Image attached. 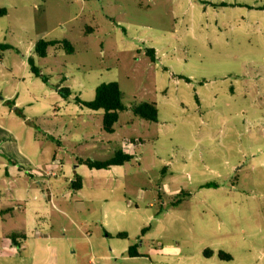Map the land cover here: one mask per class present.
<instances>
[{
    "label": "rangeland",
    "instance_id": "1",
    "mask_svg": "<svg viewBox=\"0 0 264 264\" xmlns=\"http://www.w3.org/2000/svg\"><path fill=\"white\" fill-rule=\"evenodd\" d=\"M0 8V209L16 208L11 189L24 200L31 181L56 195L44 228L55 239L40 240L58 249L56 264H137L128 248L148 255L163 229L184 253L220 245L232 257L225 264H264V0H0ZM39 40L72 50L56 45L41 58ZM111 82L125 109L109 134L103 111L76 98L91 101ZM143 102L156 104L157 121L133 114ZM118 150L131 161L101 170L81 162ZM5 165L34 174L7 176ZM48 167L56 176L42 185ZM8 220L0 247L21 227ZM8 256L0 248V264H29Z\"/></svg>",
    "mask_w": 264,
    "mask_h": 264
},
{
    "label": "crops",
    "instance_id": "2",
    "mask_svg": "<svg viewBox=\"0 0 264 264\" xmlns=\"http://www.w3.org/2000/svg\"><path fill=\"white\" fill-rule=\"evenodd\" d=\"M12 98V96L8 97ZM2 100H5V98H2ZM17 110V108H15ZM13 135V133H12ZM26 157H28L26 155ZM56 161V158L53 159V162ZM53 166H57L56 164ZM16 165H13L11 168L5 165V172L7 176H11V174L18 173L19 176L22 177H28L27 175L33 176L34 173H29L27 169L18 168L16 171ZM48 169H51L55 172L53 168L48 167ZM27 170V171H26ZM44 175L42 177V185L44 184ZM47 185L50 183V177L53 176H47ZM55 177V176H54ZM73 182V181H72ZM71 182V183H72ZM34 182L31 181L27 184L26 192L27 195L23 198L20 197V194L16 191V188L11 189V193L9 194V202L16 204V208H11L10 206L3 207L0 209L1 215H0V228H1V222L10 223L8 219H11L12 221L20 220L21 227L17 229L16 232L12 233L19 234L20 239H14L10 235H6L2 239V242L4 245L1 248L6 254H8L10 258L14 259H20L21 263H29V264H56V259L58 257V249L56 247H53L50 243L47 245H43L40 243V240L45 239H55V236H52L49 232V230L44 229L49 227L50 225H46L45 221L47 218L45 215H47V212H49V203L53 204V198H56V195H51V192L44 189H35ZM83 187V186H82ZM82 189V188H81ZM76 190V191H81ZM52 190V189H51ZM38 193L41 194V197L37 198L34 196L32 199L31 194ZM72 197V195H71ZM41 198V199H40ZM4 200L3 195L0 194V200ZM54 205V204H53ZM74 209L76 211L80 209H84L83 203L80 201L75 202ZM55 207V205H54ZM15 211H18V213L22 212L21 219H18ZM108 213L104 214V216H107ZM23 217V218H22ZM159 220V219H158ZM47 230V232H46ZM65 230V228H63ZM166 229L161 230L160 233L157 234V239L160 240L159 246H153L149 249L148 255L141 252V249L138 250L139 256L137 257H131L140 259L137 260V264H225L227 261L221 260L218 256L219 252H223L224 249L220 245H213V247L208 251V256L205 257L203 255V258L200 259L197 256V253H202L204 250L209 249V247H206L207 245H202L201 249H198L197 252L194 251H188L183 252V248L181 246H176L173 243H168V240L171 241L170 238H163L165 237L164 233ZM19 232V233H18ZM186 239H181L182 242L191 243V241L188 240L187 234L184 235ZM91 242V241H90ZM187 245V244H186ZM191 248L193 247L192 244L188 245ZM22 251L25 252V256L22 255ZM43 254H48V257L52 259V261L43 260L41 256ZM130 257V256H126ZM174 258V259H173ZM173 259V260H171Z\"/></svg>",
    "mask_w": 264,
    "mask_h": 264
},
{
    "label": "trees",
    "instance_id": "3",
    "mask_svg": "<svg viewBox=\"0 0 264 264\" xmlns=\"http://www.w3.org/2000/svg\"><path fill=\"white\" fill-rule=\"evenodd\" d=\"M7 11L5 8H0V17L6 15ZM62 44L68 50H72V45L68 41H46L39 40L35 44V52L41 57L45 58L47 56V50L49 47ZM154 50L150 49L148 54H153ZM152 59L153 55H152ZM29 64L31 65V71L35 76H40V70L34 65V62L29 58ZM46 81L45 77H42ZM64 94L69 95V92ZM77 102L84 107H87L90 110L103 111V129L105 132L112 134L115 129L114 126L119 119V114L125 109L123 104V93L121 92L119 85L116 82L103 83L96 88L94 99L91 101H82L79 98H76ZM132 112L135 116L148 121H157L158 112L155 103L143 102L132 107ZM132 155L129 153L118 150L115 152L114 156L105 161H96V160H85L81 161L83 164L87 165L91 169H109L114 166H121L125 163L131 161ZM72 188L74 190H80L82 188V180L79 176H75V179L72 182ZM2 212H0L1 215ZM125 233L117 234V237H125ZM208 250L203 252L205 257L208 256ZM127 254L130 257L139 256L137 245L130 246L127 250ZM218 256L221 260L231 261L232 257L224 252H219Z\"/></svg>",
    "mask_w": 264,
    "mask_h": 264
},
{
    "label": "built area",
    "instance_id": "4",
    "mask_svg": "<svg viewBox=\"0 0 264 264\" xmlns=\"http://www.w3.org/2000/svg\"><path fill=\"white\" fill-rule=\"evenodd\" d=\"M54 164L59 165V162L55 161ZM41 170L43 171V174L46 176H56V172H54L51 169L46 168V169H41ZM91 263L93 264V261Z\"/></svg>",
    "mask_w": 264,
    "mask_h": 264
},
{
    "label": "water",
    "instance_id": "5",
    "mask_svg": "<svg viewBox=\"0 0 264 264\" xmlns=\"http://www.w3.org/2000/svg\"><path fill=\"white\" fill-rule=\"evenodd\" d=\"M0 99H2V97L0 96Z\"/></svg>",
    "mask_w": 264,
    "mask_h": 264
}]
</instances>
